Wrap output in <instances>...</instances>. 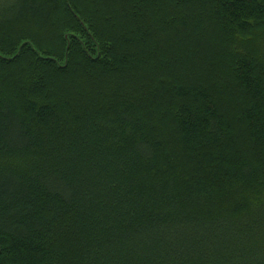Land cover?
<instances>
[{"label": "trees", "instance_id": "16d2710c", "mask_svg": "<svg viewBox=\"0 0 264 264\" xmlns=\"http://www.w3.org/2000/svg\"><path fill=\"white\" fill-rule=\"evenodd\" d=\"M0 264H264V0H0Z\"/></svg>", "mask_w": 264, "mask_h": 264}, {"label": "rangeland", "instance_id": "374dc122", "mask_svg": "<svg viewBox=\"0 0 264 264\" xmlns=\"http://www.w3.org/2000/svg\"><path fill=\"white\" fill-rule=\"evenodd\" d=\"M192 7V6H191ZM214 37L215 36H212V38L214 39ZM235 45V46H234ZM234 48H236L237 46H236V43H234ZM232 48V47H231ZM176 50H177V52H182V51H184L185 50V48H176ZM201 50H203V49H201ZM217 51V50H216ZM215 51H209V49H205L204 50V52H203V55H205L204 57L206 58V60H209V59H212V58H214V57H216V55L215 54H213ZM237 52V51H236ZM202 55V56H203ZM199 56H201V55H199ZM202 64V66L204 67V65H203V63H201ZM200 65V64H199ZM227 67V66H226ZM207 72V71H206ZM203 73L205 74V71H203ZM207 74H208V72H207Z\"/></svg>", "mask_w": 264, "mask_h": 264}]
</instances>
